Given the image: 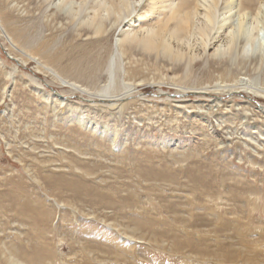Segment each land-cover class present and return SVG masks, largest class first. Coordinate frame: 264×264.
Returning <instances> with one entry per match:
<instances>
[{"label": "rangeland", "instance_id": "1", "mask_svg": "<svg viewBox=\"0 0 264 264\" xmlns=\"http://www.w3.org/2000/svg\"><path fill=\"white\" fill-rule=\"evenodd\" d=\"M0 4V264H264V65L245 76L188 46L182 62L133 48L117 73L130 96L102 101L53 70L85 85L62 66L93 71L96 52L110 53L98 41L112 48L119 30L76 40L66 21L39 18L36 0ZM100 72L91 86L108 83ZM235 73L251 90L222 88ZM188 201L204 252L160 234L182 235Z\"/></svg>", "mask_w": 264, "mask_h": 264}, {"label": "bare ground", "instance_id": "2", "mask_svg": "<svg viewBox=\"0 0 264 264\" xmlns=\"http://www.w3.org/2000/svg\"><path fill=\"white\" fill-rule=\"evenodd\" d=\"M36 2L39 4V18H45L47 24L50 23V19L55 21L56 19H62L66 21V25L70 27L71 34L72 36L74 35L76 40H80L83 37H91V39H96L95 41L103 39L102 37H106L107 40H109V38L111 39L115 35L113 33L119 30L112 48L100 41L97 43L98 51L101 49L110 51L106 56H103L102 53L99 55V52H96L97 56L95 60H93L95 61L93 64H96L95 67H97L96 69L94 68V70L101 72L107 71L108 83L105 85L97 86L96 84V86H91L89 82H91V84L94 83V80L98 78V73L97 71L90 70L89 66L84 67L80 65L81 60L78 58L62 66V69L68 67L69 73H73L77 76L75 79L79 81L83 79L85 85L72 82L70 79L53 70L54 76L56 75L57 77H55L58 78L62 84L69 85L82 93L96 96L102 101L111 100L109 98L120 100L130 96L127 93L132 92V84L127 85L129 87L126 92H117L122 89L120 86H117L119 84L117 81V73H119L122 67V56L130 51H134L133 48L165 53L168 56L174 57L175 60L181 61L184 58L186 59L187 52L185 49L181 48L180 45L188 46L187 49H190L187 54L189 58L195 60L198 58L205 59L204 61L206 62L212 61L218 66H222L224 70L227 69L229 73V70L235 69V72L239 71L238 74H245L250 67H256L258 66L257 64L264 65V0H36ZM145 7L149 8L146 15L147 18H149L147 22L148 20H150V22L135 24V16L139 15L140 10ZM8 13H10L8 10L5 11L3 7L0 8V15L3 19H10ZM32 15L34 16L36 13L33 12ZM38 17L36 16V18ZM0 26L2 27L1 21ZM53 26L54 25H52V27ZM55 27L56 26L53 28L55 29ZM98 37L100 38L97 39ZM191 39H193L194 43H191ZM173 42H176V44H173ZM195 46H197V48ZM60 59L61 57H57V60ZM88 61H90V59ZM93 61L91 60V65H93ZM103 64H106V66L103 67ZM238 74L234 77H237ZM237 78L238 80L235 83H233L234 80H231L232 82L230 84L225 87L223 85L222 88L225 90L227 88L230 93L240 92L242 89L243 91L244 89L251 90L249 78ZM255 90L253 91L255 92ZM55 95L61 101L64 100V97H61V95ZM93 200L95 202L91 201L92 203H98L96 199L93 198ZM110 202L113 203V201ZM188 202L189 206L185 205L186 208L187 206L189 208L187 211H190L187 215L194 212L192 211L194 205H192V202ZM103 205L106 209H120L117 206L118 204L115 203L111 204L106 202ZM181 210H185V208ZM198 214L200 215V213ZM183 215L180 214V216L183 217L178 220L184 227V229H182V235L172 232H167L168 234L159 233L161 236L178 240L175 242V250L186 246L190 249L193 248L200 252H204V248L200 247V242L195 241L193 238L194 235L192 234L194 229L197 232L200 231L199 221H193L190 215ZM195 219L196 218H194V220ZM173 223L174 222H172V224ZM202 224L207 225L204 222ZM229 224L230 222H223L221 225L222 227H229ZM145 225L147 224H141L140 222L136 223V226ZM152 235L154 236L153 238L156 239L158 236L157 231L153 230ZM200 235L202 237L201 242H206L205 234ZM143 236L144 234L142 236L140 235L139 238L144 239ZM180 238L183 240L179 241ZM221 247L223 248L224 246L221 245ZM231 254L234 255L235 252H231ZM216 255V257L220 256L218 254ZM231 257L234 256L230 255V258ZM222 259L224 258L222 257Z\"/></svg>", "mask_w": 264, "mask_h": 264}]
</instances>
